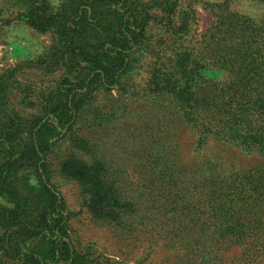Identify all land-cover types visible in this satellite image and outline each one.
I'll list each match as a JSON object with an SVG mask.
<instances>
[{"label":"rangeland","instance_id":"1","mask_svg":"<svg viewBox=\"0 0 264 264\" xmlns=\"http://www.w3.org/2000/svg\"><path fill=\"white\" fill-rule=\"evenodd\" d=\"M16 2L0 0V122L12 119L25 140L11 156L15 183L11 195L0 193V209L34 224L42 201L24 153L27 124L64 71L54 35L21 21ZM157 5L133 71L96 92L47 153L71 241L94 264H264V0ZM189 92L207 121L181 111ZM69 160L99 165L114 208L91 206L85 181L63 173ZM16 229H0V264H26Z\"/></svg>","mask_w":264,"mask_h":264},{"label":"trees","instance_id":"2","mask_svg":"<svg viewBox=\"0 0 264 264\" xmlns=\"http://www.w3.org/2000/svg\"><path fill=\"white\" fill-rule=\"evenodd\" d=\"M160 0L145 3L142 0H60L56 7L47 0H17L19 18L39 33H52L57 64L64 71V79L56 91L40 100V109L32 123H28L23 147L34 164L41 209L34 224L20 222L14 211L0 209V229L17 228L22 246L21 259L26 264H94L77 252L68 229L65 201L51 183L46 170V156L52 145L74 125L78 115L93 95L121 86L133 71L138 54L143 50L150 22V10ZM220 40V39H219ZM152 73V71H151ZM160 78L152 74L150 89L159 94ZM168 78L167 90L174 89ZM3 85H0V95ZM195 96V94H192ZM192 95L179 100V106L189 122L206 120L202 109L190 104ZM189 109V111H188ZM0 122V193L15 183L20 137L19 126L8 119ZM245 141L256 143V134L244 135ZM25 140V139H24ZM18 141V142H16ZM20 158L19 160H22ZM15 170V172H12ZM67 177L85 181L91 206L101 203L103 208H114L115 200L109 187L102 185L99 165L87 167L77 161L64 164ZM4 213L5 215H2ZM4 216V218H3ZM19 251V250H18Z\"/></svg>","mask_w":264,"mask_h":264}]
</instances>
